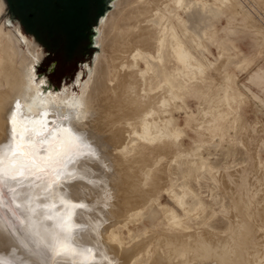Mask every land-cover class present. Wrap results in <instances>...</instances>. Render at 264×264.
Masks as SVG:
<instances>
[{"label":"bare ground","instance_id":"1","mask_svg":"<svg viewBox=\"0 0 264 264\" xmlns=\"http://www.w3.org/2000/svg\"><path fill=\"white\" fill-rule=\"evenodd\" d=\"M115 2L99 20L95 46L104 51L105 57L95 54L86 83L79 89L77 110L80 116L67 123L65 128L72 134L68 136L67 152L60 148L54 152L41 150L33 155L38 160H28V156L20 154L18 139L13 132L15 126L22 122L34 121L39 126L52 121L54 124L53 111L48 114L30 112L39 91H26L30 80L27 70L42 59L43 52L19 27L11 30L0 26V153L4 161L3 184L0 185V264H234L231 261L235 259L230 260V253L235 255L237 243L234 245V242L236 238L239 240L236 235L231 234L223 243L211 244L204 241L201 229L199 234L194 231L182 234L192 227L189 215L202 205L201 198L187 189L184 163H179L183 156L179 157L176 166V174L181 175L180 181H173L169 172L170 190L165 192L179 207L184 206V197L190 198L192 204L185 206L182 213L179 210L187 221L180 220L171 211H168L170 215L167 214L164 206L159 204L169 219L164 217L165 220L172 226L171 230L165 226L171 232L158 234L163 238L159 243L162 246L160 258L155 260V256L151 263H143L145 260L140 259L144 255L149 257L152 248L151 238L138 241L147 235L144 227L136 235L125 227L121 228L124 222L140 216L150 202L146 200L141 207L133 208L126 205L127 200H121L123 168L127 165L131 170L140 162L139 157L144 150L150 149L155 141L172 137L176 130V125L166 117H158L160 111L153 109V94H158L155 104L163 112V107L170 101L169 94L175 88L173 79L181 74L185 79L192 76L193 68L200 69L199 62L186 51L185 41H182L185 38V22L181 16L200 1ZM4 9L5 5L0 0V15ZM173 142L172 147L175 148L177 142ZM137 146L139 157L123 156L126 150L134 151ZM181 147L176 148L178 153L180 149L183 153ZM165 149L168 150L167 147ZM10 161L16 163L10 165ZM45 165L53 167L52 175L43 168ZM115 165L117 173L114 172ZM192 167L190 170L193 171ZM149 174L147 169L144 178L148 179ZM13 175L15 179H12ZM126 182L125 186L129 183ZM130 186L134 185L131 183ZM127 191L124 193L123 190V193L126 195ZM137 194L133 196L147 195L143 190ZM143 199L140 198V201ZM151 220V226L157 225V218ZM238 220L243 221L242 218ZM160 223L163 224V221ZM65 225L69 227L66 229ZM240 226L241 229L243 226ZM119 227L127 230L128 241L138 242L129 249L125 248L124 240L118 236ZM62 232H68L69 246L58 252L56 241ZM186 245H193L192 250L189 247L191 251L184 250L193 254L191 258L180 251L187 249ZM157 248L160 250L159 246ZM176 259L177 263H174Z\"/></svg>","mask_w":264,"mask_h":264},{"label":"rangeland","instance_id":"2","mask_svg":"<svg viewBox=\"0 0 264 264\" xmlns=\"http://www.w3.org/2000/svg\"><path fill=\"white\" fill-rule=\"evenodd\" d=\"M197 1L200 3L181 15L185 22V38L182 41H185L186 51L199 62L200 69L193 68L192 76L185 77L186 80L182 74L175 77L177 80L173 79L175 88L171 90L170 101L163 107V112L155 104L158 102V94L156 93V96L153 94V109L157 108L161 112V114L158 113L159 116H156L166 117L176 125V130L172 137L155 141L150 149L142 152L140 157L138 156L140 152L138 146L134 151L126 150L127 153L123 155L125 158L138 156L140 162L130 168L131 170L127 165V169L126 166L125 170L123 168L121 176L125 175L121 182L129 183L125 186L119 181L121 192L123 193L124 190L125 193L128 189L130 191H127L128 195L124 193L122 195L120 192L121 200L128 201L126 205H132L133 208L141 207L146 200L150 202L140 216L131 218L137 220L134 219L131 222L129 219L124 222L127 227L123 223L121 228L125 227L133 235H136L137 231L144 227L145 231H148L147 235L138 241L140 242L143 238H151L152 241L148 240L150 243L152 242L150 244L152 248L149 247L151 248L149 257L144 255L140 259L145 261L147 259L143 263H151L155 256V260L160 258L162 246L159 243L163 238L158 234L169 233L172 228L171 223L168 222L167 214L170 215L168 211H171V214L175 213L180 220L187 221L184 213H181L183 208H186L185 206L192 204L190 198L184 197V206L179 207L170 197L168 198L169 195L165 192L170 190L169 172L173 181H180L181 175L176 174L178 169L176 166L179 157L183 156L179 163H184L182 165L186 171L187 189H191L189 191L201 198L202 205L189 215L192 227L189 225L188 227L191 228L184 231L181 229L182 234L187 235L188 232L190 234L193 231L199 234V229H201L200 234L204 235L202 238L211 244L219 243V241L223 243L228 236L236 235L239 240L236 236L235 238L239 243L234 242V245L237 243L235 255L234 252L230 253V260L233 258L235 260L233 259L234 261L231 263L264 264V0ZM3 2L5 11L0 15V26L4 25L7 29L15 30L19 25L18 21H20L30 34L45 45L44 52L49 53L48 56H44L41 64L35 67V77H45L47 79L46 89L56 97H62L64 89H67L71 96L78 94L80 87L86 83L95 54L101 58L105 57L102 49L96 46L95 48H86L85 43L81 45L79 42L82 28L87 22V19L83 20L81 11L83 6L85 8V0H70V6L66 7L63 14L50 10L48 0H30L34 5L44 3L32 11L18 6V0H3ZM114 2L115 0L108 1L103 15L109 11L111 3H116ZM88 25H93V20H90ZM98 25L99 23L96 31ZM97 34L98 31L95 41ZM65 51L77 53L67 55ZM52 65H54L53 69ZM77 71H80L81 75H78ZM176 81L179 86L176 85ZM38 83L39 81L33 83V87ZM33 87L28 86L26 91H35ZM207 102L209 103L207 104ZM33 111L39 112L41 109L33 106L30 108V112L33 114ZM79 116L80 112L77 110L73 120ZM55 117L54 119H56ZM51 125L52 123H47L45 126L39 127L36 122L30 121L15 126L14 136L17 139L23 137L24 150L29 154L28 160H35L34 153L39 154L41 150L54 152L55 149L60 148L67 152L69 138L64 134L67 123H63L62 128L60 126L53 128V131H50V133L52 132L51 136L46 139L42 137L37 141L34 138L36 132L47 130V127ZM177 140L179 141L177 142ZM173 141L178 144V146L176 143L174 144L175 148L172 147ZM20 143L21 140L18 139V145ZM179 145L182 146L183 153H181V149L178 153L176 148H180ZM166 147L168 150L165 149ZM191 164L195 166L192 167ZM191 167L194 168L193 171L190 170ZM43 168L47 172H51L49 175H52L53 167L45 165ZM147 169L150 170L148 179L144 178ZM115 170L119 172L116 165L114 172H116ZM162 171L164 176L161 174ZM135 176L136 179H134ZM158 176L161 177L158 178ZM153 181L154 184L156 183L155 188ZM131 183L136 186H130ZM142 190L146 191L145 197L144 195L143 197L133 196ZM129 195L133 197H129ZM140 198L145 200L140 201ZM133 200L135 203L132 202ZM159 204L161 207L164 206L163 209L167 214L161 210ZM179 210L182 212L180 213ZM235 216H240V218ZM195 217L197 219H194ZM149 218L158 219L157 225H154L156 227L151 226L152 220ZM241 218L243 221L238 220ZM122 219H125L124 214ZM138 220L141 222L139 223ZM160 221H163L164 225L162 223L159 225ZM239 222L241 223L237 224ZM134 224L136 225L134 226ZM241 224L243 229L239 228ZM236 225L238 229L235 227ZM165 226L170 227L169 232ZM121 228L118 229V236L125 241H123L125 248L129 249L138 241H128L127 230ZM202 228H206L204 229L205 234ZM211 232L213 233L211 234ZM156 233L157 235H155ZM206 236L207 238H205ZM213 236L216 238L214 239ZM156 244H159L157 246L160 250ZM186 246L187 249L180 251H183L187 257L190 255L191 258L193 254L188 252V255L187 251H191L193 245H189L191 250L188 245ZM184 250L187 251L184 252ZM174 263H177V259Z\"/></svg>","mask_w":264,"mask_h":264},{"label":"flooded vegetation","instance_id":"3","mask_svg":"<svg viewBox=\"0 0 264 264\" xmlns=\"http://www.w3.org/2000/svg\"><path fill=\"white\" fill-rule=\"evenodd\" d=\"M48 1H49L48 4L50 6V10L54 12L57 11L58 13H62V14L65 11L66 7L70 6L69 4L70 0H48ZM108 1L109 0H85L86 2L85 8L84 6L82 7V9L80 7L79 8L76 7L77 9H81L83 13V20L87 19V22L85 23L86 25L82 28L80 40H79L81 45L83 43L86 44L85 45L86 48H95V36L97 32L96 31L97 24L99 23V19L103 15L107 7ZM18 3H16L18 4V6L20 5L23 7V9L31 10V11L37 9V6H39L40 4L41 5L44 4V3H38L39 5H34L33 3L30 2V0H18ZM27 18H30V16H27ZM90 20H93V25L91 26L88 25ZM18 24H19L18 27L21 29V31L26 36L28 35V37L31 38L41 48L43 52L42 59L44 58V56H48L49 53L48 52L46 53L43 50V47H45V45L40 43L32 34H30L25 28V26H23L20 23V21H18ZM76 51L78 52V50ZM77 52L75 51L66 52L65 51L67 55H74ZM50 55L52 56L53 53ZM42 59L37 60L34 63V65L32 64L29 67L30 69L28 68L29 72L27 70V76L30 80L27 82L26 85L33 87V83H37L39 81L38 85L33 87L35 91H39L35 98V101H36L35 106L40 108L41 111L39 112L43 114H48L50 111H53L55 113L56 119L54 120V124H53V121L51 122L52 125L47 127L48 128L47 130L36 132L37 134L35 135L34 138L37 141L39 139L41 140L42 137L45 139L50 137L52 133V132L50 133V131H53V128L57 126L62 127L63 123H69L70 121H72L74 119V115L77 112V108H78V94H76L75 96H71L68 90L64 89L63 96L56 97L55 95H53V93H51V91H48L46 89L47 79L45 77H38V78L35 77V73H34L35 67L41 64ZM53 67L54 65H52V69ZM77 74L81 75L80 71H77ZM38 86L40 90L37 88Z\"/></svg>","mask_w":264,"mask_h":264},{"label":"snow or ice","instance_id":"4","mask_svg":"<svg viewBox=\"0 0 264 264\" xmlns=\"http://www.w3.org/2000/svg\"><path fill=\"white\" fill-rule=\"evenodd\" d=\"M64 134L69 136V137H71V135H72L70 132H68L67 129L64 130ZM18 139L21 140V143L18 146V150H19L20 154L22 156H28L29 154L24 150L25 146L23 144V137H18ZM3 162H4L3 161V155H2V153H0V185L3 184V173H4ZM15 163L16 162H14V161H10V165L15 164ZM15 178H16L15 175H13L12 179H15ZM64 227L67 229L69 226L65 225ZM72 230L74 231V229H72ZM67 237H68V232H62L61 236L58 237V239L56 241V243H57V251L58 252L63 250V249L68 248L69 240H68Z\"/></svg>","mask_w":264,"mask_h":264}]
</instances>
